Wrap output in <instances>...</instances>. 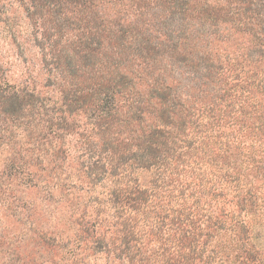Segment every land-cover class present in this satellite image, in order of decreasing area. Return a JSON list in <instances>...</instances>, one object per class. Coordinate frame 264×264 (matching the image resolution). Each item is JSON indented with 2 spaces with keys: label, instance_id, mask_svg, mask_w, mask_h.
<instances>
[{
  "label": "trees",
  "instance_id": "trees-1",
  "mask_svg": "<svg viewBox=\"0 0 264 264\" xmlns=\"http://www.w3.org/2000/svg\"><path fill=\"white\" fill-rule=\"evenodd\" d=\"M31 189L72 237L22 264H264V0H0V191Z\"/></svg>",
  "mask_w": 264,
  "mask_h": 264
},
{
  "label": "rangeland",
  "instance_id": "rangeland-1",
  "mask_svg": "<svg viewBox=\"0 0 264 264\" xmlns=\"http://www.w3.org/2000/svg\"><path fill=\"white\" fill-rule=\"evenodd\" d=\"M14 70L21 72L22 64L17 63ZM24 199L34 203L31 210L29 208L27 210L29 215L23 212L25 203L22 191H0V264H8L9 261L10 264H15L16 260L13 263L11 259H17L18 264H22L25 260L40 256L42 259L49 260L48 251L41 246L39 240L38 233L43 229L61 237L63 241L72 237V225L68 223L70 215L65 207H57L54 203L45 202L37 189L28 191ZM26 215L30 216V220L26 218ZM31 221L32 226H30ZM253 224L260 235L259 243L264 252V215H259Z\"/></svg>",
  "mask_w": 264,
  "mask_h": 264
}]
</instances>
